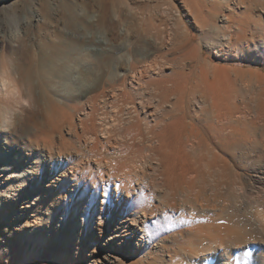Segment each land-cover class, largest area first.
Returning <instances> with one entry per match:
<instances>
[{
  "label": "bare ground",
  "instance_id": "obj_1",
  "mask_svg": "<svg viewBox=\"0 0 264 264\" xmlns=\"http://www.w3.org/2000/svg\"><path fill=\"white\" fill-rule=\"evenodd\" d=\"M255 1L261 7L257 16L243 13L233 31L222 26L227 33L212 24L210 13L201 20L189 10L194 23L207 28L206 34L218 32L210 37L209 45L221 49L239 45L240 58L260 61L264 52L255 42L264 43V17H260L264 0ZM64 9L72 13L67 6ZM53 11L54 5L45 3L44 18L37 13L43 22L52 19ZM244 16L245 24L240 21ZM225 19L228 23L229 18ZM112 28H108L109 38L116 42L122 31L114 33ZM92 34L81 35L82 42L59 40L28 46L32 53L29 72L7 64L5 43L0 40V92L15 96L19 104L15 109L0 106V131H9L0 142L11 153L7 156L0 148V157L5 158V163L0 161V172L9 166L22 167L17 179L21 184L12 183L11 176L0 181V212L13 210L0 217V264H60L62 259L74 264L77 254H90L91 264H115L120 254L134 253L139 264H264V98L260 99L264 76L258 78L263 84L257 81L250 89L261 93L255 100L256 119L263 118L262 125L234 121L238 107L231 103L235 96L232 79L218 81L214 92L201 94L190 120L186 107H175L185 103L177 96L172 102L158 100V106L167 102L171 107H154L153 115L149 107H130L132 95H138L135 81L153 71L146 65L154 52L152 45L144 41L131 50L129 46L120 73L116 57L106 55V40L97 33L94 39ZM90 39L98 45H88ZM178 44L189 53L198 51L188 39ZM251 47L254 52L247 55L244 49ZM82 53L87 59L82 62L90 58L97 70L108 69L124 107H78L82 116L74 124L71 115L78 108L69 106L67 98L61 106L62 98L52 92L46 75L56 73L63 87L72 88L73 64L85 56ZM52 65L53 72L47 70ZM120 77L127 79L129 89L119 82ZM81 93L85 96L86 92ZM200 116L220 130L214 146L221 156H213L210 146L205 147L206 153H197L207 144L198 129ZM62 128L73 138H66ZM186 132L193 137L182 145L178 139ZM254 149L255 158L249 155ZM237 151L240 169L249 168L252 173L248 181L231 166L230 161L238 159ZM37 152L40 155L35 157ZM52 161L56 167L48 170L49 178L36 185L37 170ZM29 181L35 189L20 196L21 187ZM21 216L24 221L7 225Z\"/></svg>",
  "mask_w": 264,
  "mask_h": 264
},
{
  "label": "rangeland",
  "instance_id": "obj_2",
  "mask_svg": "<svg viewBox=\"0 0 264 264\" xmlns=\"http://www.w3.org/2000/svg\"><path fill=\"white\" fill-rule=\"evenodd\" d=\"M243 1L244 4H240V2L236 0H0V40H4L5 43L4 53L7 64L10 65V67H19L22 71L25 68L26 70H24V72L32 71L30 69L32 53L27 47L35 44L49 43V41L79 42L80 40V42H82L84 39L80 36L88 32L93 33L94 39V36L101 35L103 39L106 40L104 48L109 49L106 55L112 58L116 57V60H118L117 71L121 73L122 66L120 67V65H122L123 56L125 57L136 43L147 42L152 45L151 48H154H152L154 52H151V55L146 61V65L150 66L153 71L144 77H139L135 81L138 95L132 93L133 102L130 104V107H149L150 109H147L152 111L153 115H156L154 107H171L167 102L158 106V100L172 102L173 98L177 96L181 97L185 103L175 107H186L187 120H190L191 116L194 114L192 108L197 107L195 100L199 98L201 94H210L214 92L218 81L222 82L227 79H232L235 88V96L231 103L235 102L238 107V112L234 114V121L237 124H244L246 122L245 124L248 126L250 124L262 125L263 118L261 120L256 119L258 107H256L257 101L255 100L261 93L258 91L252 93L250 89L257 86V81L263 84L258 78L264 76V60L257 61L249 58V56L240 58L242 56V50L239 45L234 47H223V49L217 45H209L208 41L210 37L214 38L215 34L218 32L213 33V36L206 34L207 28L205 29V27H202L200 24L194 23L192 18L194 15L190 12L194 10L193 13H196L195 15H197L199 19L201 18V20H203V17L208 18L206 14L210 13L211 15H209V18L212 19V22L214 21L212 23L214 26H220L219 28L225 31L224 28L228 25L233 31L235 29L234 25L239 21L243 13H245V15L247 14L246 16L256 17L259 8H261L255 0H251L253 3L250 0ZM45 3L52 6L54 5V11L51 14L52 19L49 20L46 18L42 22L40 18L44 16L42 12L44 11ZM248 3V9L245 11L244 7H246ZM41 4H43V6H41ZM64 6H67L72 13L66 11ZM189 7L192 8V10H189ZM37 10L40 12L39 15L41 17H39ZM212 13L215 18H211ZM225 16L229 18L227 20L230 24L225 21ZM91 17H95L96 22H93ZM260 17L263 18L264 15L261 14ZM244 18L240 19V21L245 24L246 18ZM222 26H224V28ZM109 27L112 28L114 33H118L121 30L122 32L120 31V35H122L121 37L123 40L121 37V39H119L120 41L118 40L116 42L110 39L108 34L110 30H108ZM225 33L227 32L225 31ZM172 35L176 37V40L172 39ZM162 36L166 39H163ZM92 39H90V41L93 42L89 41L88 45H98ZM185 39H188L192 45L198 47L196 53H189L182 48L183 45L178 44V42L183 43ZM255 44L260 51L264 52V43L262 44L256 39ZM123 45H125V48H123ZM232 45L236 44L234 43ZM128 47L131 49L129 50ZM219 49H221L220 52L218 51ZM125 50L128 51L125 52ZM244 51L246 54H252L254 48L251 47L249 50L244 49ZM82 54L85 55V53ZM76 55L77 54L74 53V56ZM84 57L81 55L73 64L74 70L72 74L76 76V80L72 88L63 87L61 80L55 77L56 73L54 75H46L47 83H50L53 88L52 92L56 93L59 98H62V102H60L61 100L59 102L62 104L64 99L67 98V100H69V106L75 108L79 107L80 109L82 107H124L122 98L117 97L118 92H116L111 85L114 79L112 75L109 74L108 69L97 70L88 56L87 58H89V60L87 62H82L81 60L86 59V55ZM54 69L55 67L52 65L47 70L53 72ZM248 78H252V80ZM118 80L124 84L126 89H129L127 79L120 77ZM81 92H86L85 96H83ZM1 93L3 92H0V106L7 105L14 109L15 107H19V104L16 103L17 100L15 96L11 95L7 97ZM263 98L264 97L260 96V99L263 100ZM22 104L26 107L28 106L26 102H22ZM64 104L65 103L61 106L64 107ZM79 108L71 115V121L74 124H77L79 116H82ZM0 109H2V107H0ZM244 118L247 120H244ZM199 119L198 129L202 138H204L205 142L209 145L204 144V147L199 149L197 153H206L207 149L205 147L210 146L212 148L210 153H212L213 156H221L222 153H219L214 146V142H216L220 130L218 129L217 131L215 124L208 122L204 117L200 116ZM248 126H246V128H248ZM8 132L6 128H3V130L0 131V138ZM61 132L66 138H73V135H68L66 128H62ZM192 137L193 136H191L189 132H186L185 135L180 136L178 140L182 142V145H186V141ZM55 138L57 140L58 136L56 135ZM1 145L2 141L0 142V148L2 149L3 146ZM2 151L3 154L6 153L7 156L11 154L8 150L2 149ZM184 151H188V149L184 148ZM239 153L240 151L235 153L238 159L236 158L235 161H230L231 166L240 174L243 181H248L247 179L252 176V173L249 168L240 169L239 164H241V160L239 159ZM256 153L254 149L249 155L254 157ZM39 155L40 153H35V157ZM32 156L33 155H30L31 158ZM208 158L210 159V155H208ZM4 160L5 158L0 157V161L4 162ZM62 161L63 158L60 159V164ZM10 162H12V160ZM4 163L2 165H4ZM222 163L223 162H221V164ZM63 164L61 169L66 170ZM235 164L237 167H234ZM54 167H56V165L53 161L47 168L44 166L40 167L37 170L38 178L36 180V185L45 182L49 178L47 174L48 170H53ZM21 168V166L18 168L9 166V168H7L8 170L0 172L2 173L0 181L3 177L11 176L12 183L21 184L19 180H17L18 173L22 171ZM226 174L227 173H224V177L228 175ZM15 188H17V186ZM34 189L35 186L29 181L21 187V191L19 192L20 196H27ZM12 211L5 210V212H0V217L3 213H5V216L10 215ZM36 213L38 214V211ZM24 219L25 218L22 216L15 217L7 225L11 226L17 224L24 221ZM29 223L31 224V220ZM92 241L94 243L92 248H94L96 246L95 238H93ZM83 246L84 245H81L80 247L82 253L85 248ZM136 246L135 243L134 250H136ZM92 250H96L97 252V249ZM118 257L115 264H139L135 253L132 255L125 254L123 256L120 254ZM90 260V254H82V256L77 254L74 264H91ZM60 264H66V260L62 259Z\"/></svg>",
  "mask_w": 264,
  "mask_h": 264
}]
</instances>
